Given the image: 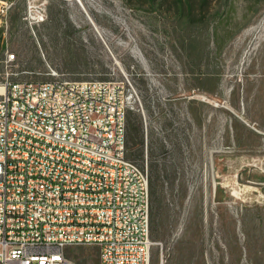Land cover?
Listing matches in <instances>:
<instances>
[{"label":"rangeland","instance_id":"rangeland-1","mask_svg":"<svg viewBox=\"0 0 264 264\" xmlns=\"http://www.w3.org/2000/svg\"><path fill=\"white\" fill-rule=\"evenodd\" d=\"M79 1L0 0V86L126 81L145 143L128 158L165 186L151 264H264V0ZM65 255L100 264L95 246Z\"/></svg>","mask_w":264,"mask_h":264},{"label":"built area","instance_id":"built-area-1","mask_svg":"<svg viewBox=\"0 0 264 264\" xmlns=\"http://www.w3.org/2000/svg\"><path fill=\"white\" fill-rule=\"evenodd\" d=\"M30 6L42 23L45 7ZM131 100L124 80L6 83L0 264H78L65 255L75 246L97 247L100 264H151L150 180L128 158Z\"/></svg>","mask_w":264,"mask_h":264},{"label":"trees","instance_id":"trees-1","mask_svg":"<svg viewBox=\"0 0 264 264\" xmlns=\"http://www.w3.org/2000/svg\"><path fill=\"white\" fill-rule=\"evenodd\" d=\"M179 1L181 4H183V2H185L186 0H179ZM188 1L190 2L191 0ZM209 1L210 0H204L203 5L207 4ZM129 143L138 146L141 154H143V152L145 151L143 129L141 126H137L136 124L131 123V121L130 123L128 122V126H127V146L129 145ZM163 188L165 190V186L162 184L160 174L154 169V171H152V176L150 178V194L154 199H156L159 190ZM163 196L166 197L164 191H163Z\"/></svg>","mask_w":264,"mask_h":264},{"label":"bare ground","instance_id":"bare-ground-1","mask_svg":"<svg viewBox=\"0 0 264 264\" xmlns=\"http://www.w3.org/2000/svg\"><path fill=\"white\" fill-rule=\"evenodd\" d=\"M78 2L80 4L81 8H83V10L85 11L86 10L85 6L82 5V3L79 0H78ZM7 10H8V7H7ZM26 85H36V82H26ZM4 91H5V87L4 86H2V87L0 86V95H2L4 93Z\"/></svg>","mask_w":264,"mask_h":264}]
</instances>
